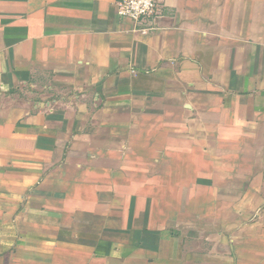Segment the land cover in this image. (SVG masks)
Returning a JSON list of instances; mask_svg holds the SVG:
<instances>
[{
	"label": "crops",
	"instance_id": "1",
	"mask_svg": "<svg viewBox=\"0 0 264 264\" xmlns=\"http://www.w3.org/2000/svg\"><path fill=\"white\" fill-rule=\"evenodd\" d=\"M0 0V264H264V0Z\"/></svg>",
	"mask_w": 264,
	"mask_h": 264
},
{
	"label": "built area",
	"instance_id": "2",
	"mask_svg": "<svg viewBox=\"0 0 264 264\" xmlns=\"http://www.w3.org/2000/svg\"><path fill=\"white\" fill-rule=\"evenodd\" d=\"M162 3L163 0H117L116 10L120 17L133 20L141 33H147L154 28Z\"/></svg>",
	"mask_w": 264,
	"mask_h": 264
}]
</instances>
